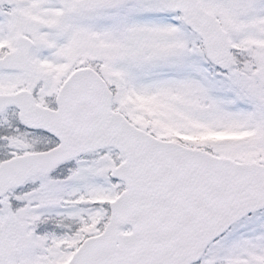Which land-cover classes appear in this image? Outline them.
Here are the masks:
<instances>
[{
  "label": "snow or ice",
  "instance_id": "obj_1",
  "mask_svg": "<svg viewBox=\"0 0 264 264\" xmlns=\"http://www.w3.org/2000/svg\"><path fill=\"white\" fill-rule=\"evenodd\" d=\"M0 264H264V0H0Z\"/></svg>",
  "mask_w": 264,
  "mask_h": 264
}]
</instances>
